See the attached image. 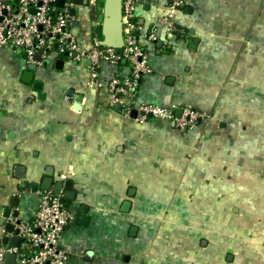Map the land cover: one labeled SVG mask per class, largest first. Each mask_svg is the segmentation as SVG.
<instances>
[{
	"label": "crops",
	"instance_id": "crops-1",
	"mask_svg": "<svg viewBox=\"0 0 264 264\" xmlns=\"http://www.w3.org/2000/svg\"><path fill=\"white\" fill-rule=\"evenodd\" d=\"M85 1L75 22L88 53L105 0L98 15ZM168 14V0H138L151 71L136 104L188 105L208 116L189 132L155 118L137 122L110 106L108 84L121 67L103 65L92 80L87 60L50 56L28 82L25 56L0 49V215L19 209L30 220L49 172L53 186L70 181L76 201L67 204L79 207V217L61 241L74 255L69 264H200L173 252L176 228L165 224L175 214L185 228L204 230L198 217L227 213L235 197L256 205L264 231V0H186L174 31L160 24ZM151 29L154 45L145 37Z\"/></svg>",
	"mask_w": 264,
	"mask_h": 264
},
{
	"label": "built area",
	"instance_id": "built-area-1",
	"mask_svg": "<svg viewBox=\"0 0 264 264\" xmlns=\"http://www.w3.org/2000/svg\"><path fill=\"white\" fill-rule=\"evenodd\" d=\"M96 15L103 11L104 0H86ZM57 0H0V49L11 46L23 54L30 65H44L47 58L66 57L78 62L90 61L92 80H97L103 65L121 67L120 73L108 84L109 105L119 106L127 116L136 112L137 122H146L152 118L164 120L180 132H189L203 124L208 116L188 105L171 109L154 105L140 104L136 99L142 79L150 73V53L140 42L142 27L136 20L138 0H123V39L122 49L102 45L98 29L103 20H94L96 30L92 38V48L83 53L74 34L76 9L73 0H65L63 7L56 6ZM186 0H168L169 14L160 24L174 31L173 18L176 12L185 7ZM149 44L157 41L155 30L146 34ZM40 54V61L35 56ZM122 62L125 64L121 65ZM179 112H181L179 114ZM62 175L61 179L66 180ZM53 190L35 193L37 210L30 220H22L13 233L3 230L1 239L16 235L21 239L19 247L0 244V264H5L8 254H14L16 264H69L73 253L62 248L61 241L68 230L74 228L79 207L61 202V196Z\"/></svg>",
	"mask_w": 264,
	"mask_h": 264
},
{
	"label": "rangeland",
	"instance_id": "rangeland-1",
	"mask_svg": "<svg viewBox=\"0 0 264 264\" xmlns=\"http://www.w3.org/2000/svg\"><path fill=\"white\" fill-rule=\"evenodd\" d=\"M91 23L92 20L90 25ZM235 198V201L231 200L235 205L231 208L228 206L227 213L217 216L201 214L198 217L204 230L194 231L192 226L185 228L187 225L179 222L177 215L170 216V222L165 226L170 224L176 228L175 231L172 230L170 238L172 243H175V239L179 243L178 248L172 247L177 249L173 252L182 255L186 252L187 256L201 260L200 264H260L259 256L264 254V231L261 230L263 223L258 215L253 214L256 205L249 209L244 206L247 202H243L242 198ZM183 215L191 218L188 214ZM164 233L160 235L164 237ZM195 239H198L196 244L188 246ZM230 256L232 260H229Z\"/></svg>",
	"mask_w": 264,
	"mask_h": 264
},
{
	"label": "water",
	"instance_id": "water-1",
	"mask_svg": "<svg viewBox=\"0 0 264 264\" xmlns=\"http://www.w3.org/2000/svg\"><path fill=\"white\" fill-rule=\"evenodd\" d=\"M76 4H80L81 0H73ZM65 3V0H57L56 6L63 7ZM88 2L85 1L84 4L86 5ZM77 10H72V15L76 16ZM122 18H123V0H105L104 3V19L102 24V45L114 48V49H122L124 46V39H123V26H122ZM74 34L78 35V23L74 22ZM162 43L159 44L161 46ZM41 57L40 54H37L35 56L36 61H40ZM60 66L62 67L63 62H59ZM87 64H90V61L87 60ZM37 69V65L32 64L29 66L30 72L27 73L29 76V80L25 79V81L31 82L33 79V75L35 70ZM42 84L41 83H35L34 88L38 91L41 90ZM117 109H119V106H116ZM181 112H179L180 114ZM133 116L136 117V112H133ZM149 118H152L150 115ZM54 182L51 177L50 172L48 173V177L44 178L42 182V190H51L53 189L54 193L56 195H60L61 191L63 189H67V192H64L61 196V202L62 203H68V201H76V192L71 190L72 183L70 181L68 182H59L56 183L55 186H53ZM35 191L38 190V185L34 186ZM13 204L18 208L20 204L19 199H15ZM129 205V202H125L124 206L127 207ZM83 214L87 213L86 206L82 207ZM15 220V222H13ZM82 223L88 224V218L86 216H83L81 218ZM21 218H20V210H15L13 213L10 208L5 209L2 214L0 215V227H3L5 232L7 233H13L16 229V227L20 224ZM137 232V228H132L131 235L135 236ZM16 235L9 238L5 237L3 239L4 244H7L9 246H15L19 247L21 243V239ZM92 255L89 254V257ZM229 260H232V256L229 257ZM5 264H16V257L14 254H8L5 259Z\"/></svg>",
	"mask_w": 264,
	"mask_h": 264
},
{
	"label": "trees",
	"instance_id": "trees-1",
	"mask_svg": "<svg viewBox=\"0 0 264 264\" xmlns=\"http://www.w3.org/2000/svg\"><path fill=\"white\" fill-rule=\"evenodd\" d=\"M98 34H99V36H100L101 38H103V36H102V27L99 28V30H98ZM123 64H125V62H122V63H121V65H123Z\"/></svg>",
	"mask_w": 264,
	"mask_h": 264
}]
</instances>
